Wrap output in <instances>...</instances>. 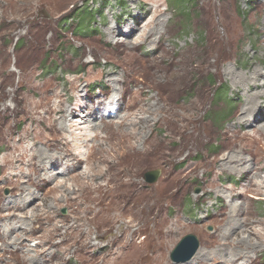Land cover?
I'll return each instance as SVG.
<instances>
[{
	"label": "rangeland",
	"instance_id": "374dc122",
	"mask_svg": "<svg viewBox=\"0 0 264 264\" xmlns=\"http://www.w3.org/2000/svg\"><path fill=\"white\" fill-rule=\"evenodd\" d=\"M255 71L258 87L243 81ZM261 73L264 0H0V209L22 205L8 197L16 193L3 164L15 161L39 194L14 209L16 230L0 219V264H172L186 234L201 252L216 244L223 259L248 251L237 264H264V118L242 130L231 123L250 120L257 105L264 112ZM65 107L68 123L89 112L92 121L60 131L53 110ZM46 126L62 150L73 137L82 159L72 168L73 155L59 151L50 181L34 184L39 170L26 163L41 161ZM247 153L256 167L230 234L219 212L231 210L228 189L243 187L222 165ZM112 240L113 250L100 248Z\"/></svg>",
	"mask_w": 264,
	"mask_h": 264
},
{
	"label": "bare ground",
	"instance_id": "6f19581e",
	"mask_svg": "<svg viewBox=\"0 0 264 264\" xmlns=\"http://www.w3.org/2000/svg\"><path fill=\"white\" fill-rule=\"evenodd\" d=\"M156 12H158V11H156ZM151 21H154V20H151ZM149 31H151V29ZM126 32L129 34L128 30H126ZM228 71L230 73L233 72V71H231V69H227V70H225V73H227ZM254 74H255V76L250 77V78L247 77L243 81H245L247 83L254 81L255 86L258 87V86H260V84L257 83L260 80V79L258 80V76L260 74H259L258 71H255ZM263 74L264 73H261V75H263ZM240 77H242V75ZM257 94L258 93H256V95ZM249 97H251V96H249ZM117 101H116V105H117V109H118V103H117ZM253 102H255V99L253 100ZM245 105L248 106L249 104H245ZM254 106H255V104H254ZM257 106H258V108H256L254 111L251 110V112L252 111L253 112H252V117H251L250 120H246V121H241L240 119L239 120H233L231 122L232 123V126H236L238 130H242V129L249 128V127H252L253 125L255 126L256 124H258L257 123L258 120L260 122L264 118V112H262L263 108L259 107V105H257ZM244 111H245V109H244ZM53 112L60 114L59 115V121L57 123V127L62 132L69 131L68 130L69 128L71 129V127H74V125H76L75 121L78 122L77 125H79L77 128H81V126H80L81 123H82V125L83 124L85 125L84 122H86L87 120H89L88 114H91V112H89L87 115H80L78 117H75V118H77L75 120L69 119V123H68V121H67L68 119L67 118L70 115L74 114V111L69 110L67 107H65L63 109V111H61L60 109H54ZM79 117H83V118L78 119ZM95 119H96V117H95ZM39 121L42 123L43 122V119L40 118ZM70 121H71V123H70ZM91 121L92 120H89V122H91ZM89 127H91V125H89ZM45 130H48L49 135L51 137H49V139L46 141L47 146L44 147L46 150L43 153L40 154L41 161H37L36 159H32L31 160V156H28V160H31V161H29V162L26 163L27 166L30 165L31 168H34V169L39 170L37 176L34 177V179H33V182L32 183H34V184H38V183L47 184V182L50 181V179L48 178V176L52 175V172L49 170V168H52L53 164H56L57 159H56L55 155L56 154L57 155L58 154H65V153L59 152V151H64V152L68 151V152H70L69 155L68 154H65V156H67V157H69L70 155H73L70 158V162H71L70 166H72V168L79 167L80 166V163H81V159H82L81 156L80 155L78 156L77 153H75V154L72 153L73 150L75 149L73 147V145H72V142L75 141L73 137H72V139H68L66 141V143H65V144H71V146L69 148H67L66 150H62L60 147H58V143L59 142L56 143L57 137H59L60 134H56V131H55V129L53 127L46 126L45 127ZM72 133H74V132L71 131L70 132V135H72ZM74 137H76V136H74ZM35 150L37 152L40 151L39 149L38 150L35 149ZM232 153H234V152H232ZM232 157H233V154H232ZM256 158L257 157L255 155H252L250 153H247L246 154V157H245V155L243 156V154H242L240 156H234L233 158H230V160H229V166H227L225 164L222 165V168H224V169H226V170H228L230 172H235V173L241 175L240 176V183H241V185L243 187V188H241L238 191H236V192L233 193L232 192V189H228L226 186H223V189H228V194L226 196L229 199V205L228 206L230 207L231 210L228 211V209L227 210L226 209H222L219 212V216L221 217V219L222 218L225 219L224 221H228L229 223L233 222L234 225L233 226H230V228H228V232L230 234L233 232V230H234L233 228L235 226H237L239 223H242L243 222V217H245V215H244L245 207L243 205L236 204V201H237V199H243V198H246L247 197L246 192H245V188H247L248 191H250V188H251L252 180L253 179H251L249 177V174H251V170L256 167V161H255ZM44 163H49V167L47 169H44V171L41 172V170H43L42 164H44ZM225 163H227V162L225 161ZM12 164L13 165L10 167V168H12V170L9 169V168H7V167H5L6 165L3 164V170L5 171V173H6V171H9L8 173H6V176L3 178V181L6 182V183H8L9 185L15 187V189H13L12 191H13V193H16L15 194L16 196H14V195H9V196L7 195V196L8 197L13 196V198H14L15 201L19 199V201L22 202V205H17V204L11 203V204H8L6 206H2L1 209H0V219H5V217H9L11 219L12 218H15L16 217V213L14 212V209L17 208L18 210H20V211L23 212L24 210H22V209L25 206V204H28V203L32 202L33 200H35L39 196L38 193H35L34 191L32 192L30 190L31 189L29 187L30 184L27 183L28 182V180H27V174L24 173V170H22V168H19L17 166V163L15 161H13ZM40 166H41V169H39ZM205 172H208V171L206 170ZM211 172H212V174H217V173H219V170L212 169ZM55 174H58V175L61 174L62 175V174H64V172H60V173L57 172ZM21 182H23L24 186L17 189L16 188V184L20 185V184H22ZM244 184L246 186H244ZM207 185H209L212 190H215L216 193L218 192V187L220 186L219 183L208 182ZM7 187H9V186H7ZM3 212H6V213L2 214ZM240 216H242V217H240ZM19 217L20 218H23V215H19ZM9 218L7 219L9 221L5 224L6 225V229H7L6 232H9L10 229L16 230V228L14 226V223H13V220L14 219L10 220ZM22 220H24V218ZM228 226L229 225H227V227ZM4 232H5V230H3V233ZM215 234H217V236H220L221 237L222 235L225 234V232L222 229H218L217 232H215ZM228 236H229V234H228ZM15 239L16 238L14 237V240ZM23 242L24 241H22V243L20 244V243H16V241H14L13 242V245H14L13 248L17 249L18 248V245H20L21 246V247H19L20 249H25L26 248V245H25L26 243H23ZM114 243H116V240L109 241L106 244H104L103 246H101L100 248L101 249H104V248H106L109 245V247H111L110 249L113 250L112 249V246L114 247V245H115ZM22 244H24V246H22ZM62 246H64V248H63L64 251L63 252L65 254H68L67 251L70 250V256L76 250V248H71V249H68L67 250L68 247L66 245H62ZM203 246H204L205 251L207 250V252H208L207 255H206L205 251L204 252H201L200 249L198 248L199 250L197 251V253H195L194 257L192 256L193 258H191L188 261H185L183 263L181 262V263H172V264H235V263L237 264V262L239 260H241V259H242V261H246L248 259V254H249L248 251L243 252V254H244L243 256H238L236 254V252L233 251L232 253L229 254L230 258L223 259L219 255L220 253H219V250H218V245L214 244L212 246H210V245L207 246V245L203 244ZM53 254L54 253L51 254V257L53 256Z\"/></svg>",
	"mask_w": 264,
	"mask_h": 264
},
{
	"label": "water",
	"instance_id": "95a60500",
	"mask_svg": "<svg viewBox=\"0 0 264 264\" xmlns=\"http://www.w3.org/2000/svg\"><path fill=\"white\" fill-rule=\"evenodd\" d=\"M159 170H150L145 172L144 178L148 183H153L159 174ZM198 190H195L197 193ZM208 230L211 228L208 227ZM199 248L198 238L194 234L184 235L176 246L170 251V259L175 263L185 262L192 258L195 255Z\"/></svg>",
	"mask_w": 264,
	"mask_h": 264
},
{
	"label": "trees",
	"instance_id": "16d2710c",
	"mask_svg": "<svg viewBox=\"0 0 264 264\" xmlns=\"http://www.w3.org/2000/svg\"><path fill=\"white\" fill-rule=\"evenodd\" d=\"M173 1H174V0H173ZM184 1H185V2H184ZM188 1L191 2L192 0H180V3H185V4H186V3H188ZM181 5H182V4H181ZM84 18L87 19V20H89V16H87V15L84 16ZM87 20H85V21H87ZM85 26H86V25H85ZM85 26H82V25L80 26V25H79L78 28H77V31H78V32H84V29L87 27V26H86V27H85ZM215 94H216V90L213 92L212 96L214 97Z\"/></svg>",
	"mask_w": 264,
	"mask_h": 264
}]
</instances>
